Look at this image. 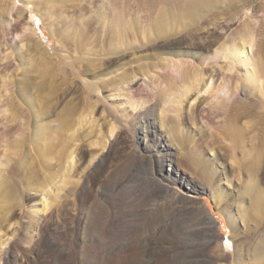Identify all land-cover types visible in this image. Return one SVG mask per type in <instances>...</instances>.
Listing matches in <instances>:
<instances>
[{"label":"rangeland","instance_id":"1","mask_svg":"<svg viewBox=\"0 0 264 264\" xmlns=\"http://www.w3.org/2000/svg\"><path fill=\"white\" fill-rule=\"evenodd\" d=\"M186 3L189 5L190 0H0V65L5 63L4 60L7 61L5 56L15 60V65L9 67L8 73L0 69V88L2 85L3 91L0 97V118H4L5 121L11 116L8 107L12 103L14 105L20 103L32 109L38 107V102H46L47 107L50 106L48 108L52 109V112H49L44 108L37 113L42 116V120L38 123H41V132L48 136L49 153L43 151L44 148L41 146L37 148L35 140H25L21 149L26 162H23L21 169L19 167L14 173L21 200L18 197L14 198L15 200L12 197L7 203H2L0 200V207L7 204L5 214L1 213L2 208L0 210V229H2L0 230V252H3L14 240V234L19 226V217L25 220L24 213L35 214L33 205L39 201V198L31 197L28 187H33L35 183H41L40 185L44 186V177H59V184H63L62 191L56 196L55 201L47 200L50 203L48 211L50 213L62 202L65 193L76 183H81L83 175L91 171L101 157L108 154V160L99 168L94 196L87 203L88 209L91 208L90 206L96 201L98 186L111 183L125 164L131 162L130 152L135 148L131 141L126 145L109 149L119 129V125L113 122L115 115L122 123H130L139 112L154 102L159 90L168 91L167 82L163 80L160 83L157 76L172 75L178 81L179 75L172 72L176 63L189 68L193 67L192 69L200 68V65L204 66L202 64L204 59L214 54V48L210 51L188 48L187 43L191 40L192 32L199 37L212 38L217 35L211 32L212 25L223 22L225 25H232L233 28L251 24L257 28L260 27L261 33L259 32L256 37L261 38L264 34V0H236L232 2L235 7L233 8L235 10L232 9L234 16L226 14L224 19L209 17L203 29L197 25L201 28L200 31L191 25L175 35L178 33L177 27L182 29L180 24H184L178 21L172 26L175 32L157 34L156 42L161 44L167 40L176 43L183 40V44H176L177 48L170 50L163 46L157 50L139 48L135 51H125L124 55L120 53L110 56L103 54L99 45L95 43L89 44L87 48L80 46L87 41L104 39L109 34V32L106 33V29L112 26L121 32L124 31L121 35L110 33L109 36L114 40L121 38L123 41L127 39L126 42L134 39V41H143L145 37H148V30L158 16L163 17L166 13L174 12L176 14L177 9L181 10ZM37 22L40 23L38 27ZM38 31L44 33L46 41H43ZM108 59H112L107 68L110 73L100 75L101 64ZM68 61L76 66L84 63L88 67L83 68L84 73L80 77L72 80L73 76L66 74L64 77L57 71L59 66L63 64L65 66V62ZM125 74L128 75L127 79L121 83L119 78L121 79ZM208 81L213 82L209 91L202 94L194 91L183 99L179 124L175 119V112L170 108L167 109L168 122L173 126L171 132H164L166 122H162L157 114L155 117L154 126L164 134L175 157L180 158L186 153L191 155L193 162L190 166L180 164V167L206 188L205 193H189L179 188L176 196L180 198H175L174 201L181 206L180 200L187 197V200L196 202L194 209L198 213L200 207L197 203H207L210 214L218 223L219 229V237L212 240L209 248V254L214 257V261L210 264H264V173L259 170L250 172L247 169L249 173L245 169L239 170L237 161L242 157L243 150L249 151V145L246 143L236 151V159H228L224 154V148H229L231 143L220 134L222 133L219 128L220 123L212 124L199 118L193 120L188 118L190 111L197 105L201 104L202 107L208 108L226 93L229 94L228 83L222 81L218 74L213 73ZM89 82L96 84V90L86 100L85 84ZM103 83H109V86L103 87ZM157 83H159L158 86ZM214 88L218 89L215 98L210 97ZM236 97V95L231 96L232 99ZM72 106L82 108L87 106L82 116H79V113L75 115L74 120L79 123L75 125L73 131L75 134L71 130L58 128L61 121L59 113ZM217 121L221 122V117H218ZM141 123L144 124V121ZM38 124L35 125L32 122L28 132L38 134L40 130ZM53 131L57 135L53 136L54 138L51 136ZM211 133L217 135L216 143L209 141ZM18 137L21 138L19 135L15 136V138ZM4 153L8 154L3 150ZM64 153L71 154L69 157L73 160L71 166L69 162L64 166L67 160ZM45 155L49 157L47 163L44 162ZM151 155L154 160L159 159L156 152H152ZM247 156L245 155L246 158ZM92 157L93 160H91ZM59 159L62 160L61 164ZM6 165L5 159L1 157L0 174L5 171ZM135 170L131 174L129 184L132 190L126 194L119 193L110 211L112 210V215L118 219V224L125 227L131 225L130 229L134 234L132 241L136 243L139 234H145L151 230V225L141 218L140 205L142 197L151 194L152 183L146 170H140V168ZM155 178L157 181L161 180L158 175H155ZM62 180L64 182H61ZM11 181L15 183L13 179ZM47 191L52 195L57 192L55 186L51 184L48 185ZM37 206L40 209L42 207L40 204ZM226 240L230 242L227 247L224 246ZM221 242L228 256L222 259H220ZM237 243H239L240 254H235L233 251L232 246ZM180 259L177 257L178 263L183 264ZM145 260L146 257L137 258L131 264H143Z\"/></svg>","mask_w":264,"mask_h":264},{"label":"bare ground","instance_id":"2","mask_svg":"<svg viewBox=\"0 0 264 264\" xmlns=\"http://www.w3.org/2000/svg\"><path fill=\"white\" fill-rule=\"evenodd\" d=\"M234 1L236 2V0H190V4L186 3L187 5L185 4L181 10L178 8L180 11L177 9L176 14L175 12L167 14L165 10L166 14L155 19L148 30V37H145L146 39L144 38L143 41H134V39V42H126L127 39L123 41L121 38V41L120 39L114 40L113 37L109 36L110 33L121 35L124 31L121 32V30H117L112 26L106 29V33L109 32V34L104 39L79 44L82 48H87L86 46L89 44L95 43L99 45L103 54L110 56L120 53L124 55L126 54L125 51H135L139 48L157 50L163 46L170 50L177 48V43L183 44V40L178 42L173 39L177 43L167 40L164 41V44H161V42H156L158 33L175 32L172 26L178 21L184 24H180L182 29H179L176 25L178 33L175 35L180 34L183 29H187L191 25H193V28L198 25L203 29L207 18L212 16H214L213 19H224L226 14L234 16L235 13H232V9L235 8L232 4ZM52 7L54 8L55 5ZM32 13L35 15L34 12ZM38 20L40 21V19ZM212 26L211 32L217 33L216 36L212 38L199 37L191 31V40L187 43L188 48H198L205 51L214 48V54L204 59L202 63L204 66L198 65L200 68L192 69L193 67L189 68L181 63H176L172 72L179 75L178 81L172 75L157 76L160 83L163 80L165 83L167 82L168 91L159 90L154 102L139 112L130 123H122L117 115L113 118V122L119 125V129L109 149H114L123 144L126 145L131 141L135 148L130 152L131 162L125 164V167L114 176L111 183L98 186L99 190L95 195L96 201L90 206L91 208L88 209L87 203L94 196L97 174L100 166L108 160V154L101 157L93 165L91 171L83 175L81 183H76L74 187L65 193L62 202L50 213L48 212L50 203L47 200L52 199L55 201L56 196L62 191L61 186L63 184H59V177H44V186H41V183H35L33 187H28L29 195L39 198V201L33 205L35 214H32V212L31 215L24 213L25 220L19 217V226L14 234V240L9 243L3 252H0L2 253L0 254V264H131L137 258L142 257H146L143 264H179L177 257L182 259L183 264H210L214 261V257L209 254V248L212 240L219 237V229L217 227L218 223L210 214L207 203H197L199 204L197 206L200 207L198 213L194 209L196 202L187 200V197L180 200L182 202L181 206H178V203L174 201L175 198H180V196H176L179 188L189 193H205L206 188L203 184L192 179L180 167V164L190 166L193 162L191 155L186 153L180 158H176L167 144L164 134L154 126L157 114L162 122H166L164 132H171L173 126L168 122L167 109L170 108L175 112V119L179 124L183 99H186L194 91L201 94L209 91L213 80L209 82L208 79L213 73L218 74L221 76L222 81L228 83L229 94L226 93L224 97L219 98L214 105H210L208 108L202 107L201 104L197 105L190 111L188 118L192 120L199 118L212 124L220 123L219 128L222 130L220 134L231 143L229 148H224V154L228 159H236V151L246 143L249 145V151L243 150L242 157L237 161L239 170L248 169L250 172L259 170L264 173V34L261 38L256 37L261 31L260 27L257 28L251 24L233 28L230 24L225 25L223 22H219ZM196 30L200 31L201 28L197 27ZM33 31L35 32L34 28ZM40 35H42L43 41H46V36L42 31ZM5 58L7 61L4 60L5 63H1L0 69L8 73L9 67L15 65V60L9 58V56H5ZM110 62H112V59L102 62V67L99 69L100 75L110 73V71H107ZM63 65L57 68L58 73L64 77L66 74L73 76L72 80L75 77H80L84 73L83 68L88 67L84 63L76 66L71 61L65 62V66ZM208 72H210L209 75ZM124 76L121 79L119 78L121 83L124 82V79H127L126 76L128 75L125 74ZM206 76L207 78H205ZM106 86H109V83H103V87ZM1 89L2 85L0 97L2 95ZM95 90V83L85 84L86 100ZM217 91L218 89L214 88L210 97L215 98ZM232 95H236V99H232ZM38 103L37 108H32L33 111L28 106L20 103L9 104L8 109L10 108L11 116L5 121L4 118H0V158L3 157L7 163L3 175L0 174V200L2 203H7L12 197L13 199L17 197L19 199V185L14 179L16 177L14 173L19 167L21 169L22 164L26 162V157L21 149L25 144V140H35L37 148L41 146L44 148L43 151L49 153L47 147L48 136L41 132V123H38L42 120V116L37 113L44 108L49 112H52V109L48 108L50 106L47 107L46 102ZM86 108L87 106L85 108L72 106L62 110L59 113L61 121L58 128L73 132L75 125H79L74 120L75 115L79 113V116H82ZM218 117H221V122L217 121ZM182 120L184 121V119ZM142 121H144V124L141 123ZM32 122L39 125L38 134H32V131L31 133L28 132ZM127 131L132 132V134ZM111 132L110 130L109 133L111 134ZM53 133H51V136L56 137V133L54 135ZM73 133L75 134V132ZM248 134L249 136H247ZM17 135L21 138H15ZM216 137V134L211 133L209 141L216 143ZM57 138L55 139L58 140ZM7 146L10 147L7 148ZM3 150L8 154H3ZM152 152L157 153L159 157L157 161L152 158ZM64 155L66 154L64 153ZM70 155H66L67 160L64 166L67 162L70 166L72 165L73 160L69 158ZM245 155H248V158ZM93 159L92 157L91 160ZM44 160L47 163L49 157L45 155ZM60 161L59 164L62 163V160ZM137 168L146 170L152 183L151 194L142 197L140 205L141 218L151 225V230L148 233L139 234L135 243L132 241L134 234L131 232V225L125 227L118 224V219L112 215L110 208L114 205L119 193L126 194V192L132 190L129 186L130 178H132L131 174ZM155 175L160 176L161 180L157 181ZM61 177H63V174H61ZM61 182H64V180ZM49 184L55 186L57 190L54 195L50 194L49 190L47 191ZM162 199L165 201L161 204ZM159 200L162 201L158 202ZM38 204L42 205L41 209L37 206ZM6 206L7 204L0 207V210L2 208L3 211L1 213L6 211ZM229 243L226 240L224 246L227 247ZM222 246L221 242L220 259L228 257L224 252V246ZM232 247L235 254H240L238 250L239 243Z\"/></svg>","mask_w":264,"mask_h":264}]
</instances>
